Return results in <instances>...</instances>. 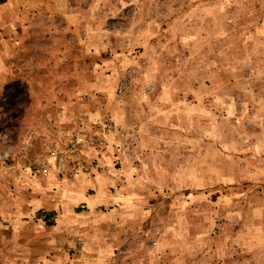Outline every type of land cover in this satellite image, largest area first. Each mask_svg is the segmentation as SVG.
Masks as SVG:
<instances>
[{
	"label": "rangeland",
	"instance_id": "rangeland-1",
	"mask_svg": "<svg viewBox=\"0 0 264 264\" xmlns=\"http://www.w3.org/2000/svg\"><path fill=\"white\" fill-rule=\"evenodd\" d=\"M0 264H264V0H0Z\"/></svg>",
	"mask_w": 264,
	"mask_h": 264
},
{
	"label": "built area",
	"instance_id": "built-area-1",
	"mask_svg": "<svg viewBox=\"0 0 264 264\" xmlns=\"http://www.w3.org/2000/svg\"><path fill=\"white\" fill-rule=\"evenodd\" d=\"M105 128L111 130L113 126L108 122ZM48 144H50L49 150L39 154L38 157H31L29 160L21 162L31 174L45 176L49 170H53L57 175L65 173L72 176L78 171H87L92 164L88 162L86 153L91 151L100 153L109 148L105 139L93 135L90 130L85 128H79L68 134L58 133L55 139ZM48 158H52V163ZM17 160L19 159H15L16 162Z\"/></svg>",
	"mask_w": 264,
	"mask_h": 264
},
{
	"label": "crops",
	"instance_id": "crops-1",
	"mask_svg": "<svg viewBox=\"0 0 264 264\" xmlns=\"http://www.w3.org/2000/svg\"><path fill=\"white\" fill-rule=\"evenodd\" d=\"M88 173H89V172H86L85 174H88ZM84 178L86 179V177H84ZM84 178H83V179H84Z\"/></svg>",
	"mask_w": 264,
	"mask_h": 264
}]
</instances>
